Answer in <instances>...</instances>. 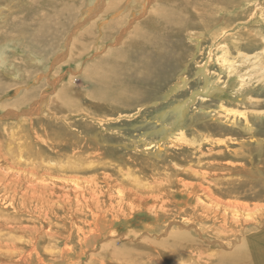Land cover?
I'll list each match as a JSON object with an SVG mask.
<instances>
[{
  "label": "rangeland",
  "instance_id": "374dc122",
  "mask_svg": "<svg viewBox=\"0 0 264 264\" xmlns=\"http://www.w3.org/2000/svg\"><path fill=\"white\" fill-rule=\"evenodd\" d=\"M124 1L123 5H120L122 0H14L11 3V15L22 17L18 22L23 28L15 26L10 38L19 39L26 49L42 54L45 66L38 69L41 72L38 76H42L39 81L32 78L27 84L24 79L12 80V73L16 72V63L10 59L13 53L6 68L2 67L8 83L0 84V105L8 103L9 106L16 97L22 98L25 90L29 94L36 88L35 101L43 95L46 102L42 99L43 108L36 111L39 105L33 110L26 104L30 98L20 104L14 101V107L23 108L19 109V115H9L10 111L0 106V145L11 151L9 155L12 157L20 147L24 150L30 147L31 157L34 159L41 153L46 166L56 162L90 168L93 164L105 163L109 173L116 178L130 179L132 183L141 179L142 182L162 180L163 177L168 180L177 171L194 166L204 176L194 181L202 182L204 187L222 194L226 200L237 198L251 211L250 215L246 214L247 211L241 213V220L222 236L225 245H229L228 249L215 240L218 232L209 223V233L199 238L198 256L205 259L204 255H213L212 250L218 248L226 254H234L233 264H264L263 255L260 256L256 249L254 259L246 244L247 233L251 229H263L264 225V209L256 208L259 204L264 205V24L252 25L256 8L252 6V11L248 8L255 4V0H179L190 9L199 6L197 11L187 10V16L195 23L187 25L186 30L204 33L205 39L196 45L186 31L181 38L175 36L169 41L168 53L162 58L155 56L151 62L155 67L151 78H131L141 90L130 96L115 93L109 102L104 103L99 96L103 85L98 78L93 79L94 72L103 62L114 59L117 50L132 45L139 27L150 22L152 7L164 5L168 0ZM115 7L117 15H113ZM77 15L79 18L74 19ZM118 17H121L119 25L109 27ZM224 24L225 27L229 24L224 31H229L233 25L242 28L235 35L242 36L239 42L223 46L228 47L231 54L240 56L239 65L230 75L220 68L227 50L222 52L211 45L213 37L223 32ZM86 31L90 32V38L85 41L87 50L80 48V39ZM44 35L41 45L29 44V36L36 39ZM17 49L14 57L24 59L23 66L28 62L26 51ZM57 51L59 54L55 55ZM142 53L145 49L136 54ZM245 55L253 56L250 63L242 62ZM29 70L31 75H36V69ZM242 81L245 85L241 87ZM22 85L29 88L24 90ZM212 85L222 89L211 90ZM64 87L68 88L71 105L55 115L52 110L55 104L51 99L59 97ZM66 110L70 112L65 113ZM79 138L83 140L82 144L99 146L76 149L75 141ZM52 145L59 148L52 152ZM90 182L82 178L77 181L78 186H87ZM172 191L175 192L174 200H187L186 193ZM18 195L20 228L41 227L46 219L44 215L38 213L31 217L28 211L35 205L30 198L27 201L23 195ZM17 206L1 193L0 220L17 216ZM180 207L183 208L184 204ZM104 210L98 211L97 216L102 217ZM137 211L128 216L108 212L100 221L89 212L88 217L81 216L78 226L68 221L67 229L57 223L54 231L59 238L34 236L29 242L27 236L22 257L29 255V264H70L66 257L67 248L72 251L71 258L83 254L86 249L84 232L90 231L92 222L93 227L101 225L106 231L102 229L99 239L97 237V251L84 252L81 264H99L101 260L104 264H149L154 253L152 245L167 239L169 232L177 228H172L174 222H182L183 218L173 216L164 222L165 218L161 217L157 222L148 210ZM43 231H50V228L45 225ZM221 232H227V227L222 226ZM260 244H264V238ZM164 254L168 255V252L164 251ZM248 256L255 261H249ZM184 264H190V261Z\"/></svg>",
  "mask_w": 264,
  "mask_h": 264
},
{
  "label": "bare ground",
  "instance_id": "6f19581e",
  "mask_svg": "<svg viewBox=\"0 0 264 264\" xmlns=\"http://www.w3.org/2000/svg\"><path fill=\"white\" fill-rule=\"evenodd\" d=\"M13 1L14 0H10L9 2L8 0L0 1V84L3 85L8 83V80L4 77L6 75L3 74V69L6 68L9 57H11L13 53L15 56L17 48L22 49L24 52L26 51L25 55L28 57V62L21 66L24 59L20 58L18 55L19 59L14 56L13 58H10L11 62L16 63V70H14L16 72L14 74L12 73V80L13 78L15 80L24 79L27 84L31 83L30 79L32 78L39 81L42 76H38V73L39 75L41 73L38 72V69L45 66L42 63V54L40 55L39 52L29 48L26 49L25 44L19 39L10 38V34H13L11 32L15 29V26L21 27L18 21L22 19V17H18V15L12 17L11 13L13 12V8L11 6L13 5L11 3ZM138 1L140 2V0ZM246 1L249 2L251 0ZM124 2L125 1L122 0V4L120 5H123ZM254 2L255 4L251 5L248 10L252 11L256 8L254 15L255 19L253 20L252 25L258 27L259 25L264 24V3H262L263 1L261 0H255ZM252 6L254 8H252ZM198 7L199 6L194 5L192 10L189 5L184 6V3L179 0H168L164 5L157 4L152 7L150 22L146 26L139 27L140 30L137 31V35L133 38L132 45L124 48V50H117L118 52L114 59L103 62L99 65V69L94 72L93 79L96 80L98 78V82L103 85V92L99 95L100 101L104 103L109 102L115 93H118L119 96H130L134 91L141 90L131 82V78L135 77L140 80L151 78V75L155 72V67L151 62L154 60L155 56L162 58L165 53H168L169 41L174 39L175 36L181 38V35L187 32L191 34V39L196 45L205 39V36L203 35L204 33L190 29L186 30L187 25L191 22L195 23L192 17L187 16V10L197 11V9H199ZM63 9H66V7H63ZM116 9L117 7L114 9L115 13L113 15H117ZM118 12H120V10ZM76 18H79L78 15L74 17V19ZM120 18L118 17L109 27L119 25ZM226 19L228 20V18ZM28 24L29 23H27L26 26H28ZM228 25L229 24L225 27L224 24L222 29L223 32L213 37V43L211 45L215 48H219L222 52L225 49L227 50L224 51L222 62H220V68L223 71L227 70L230 75L235 72V67L239 65L240 56L231 54L229 48H223V46H226L227 44L235 45L239 42L242 36L235 35L238 31H241L242 28L233 25L229 31H224L225 28L227 29ZM122 26L123 25H121V27ZM44 37L45 35L34 39L35 37L31 38L29 36L31 41L29 40L28 42L30 45H41V38ZM23 38H25V36H23ZM89 38L90 32L86 31L80 39L81 49L82 47H86L85 41H88ZM122 41H124V39ZM26 44L29 45L27 42ZM134 49H136V51H134ZM143 49H145V53H142L141 55L136 54ZM56 54H59V52L57 51L55 55ZM252 57L253 56L251 55H245L242 62H244V64L250 63ZM2 67L4 68L2 69ZM29 68L33 70L36 69V75H31V70H29ZM9 74L11 73L9 72ZM11 82L9 84H11ZM244 85L245 82L242 81L240 86L242 87ZM212 86L211 90L222 89L215 85ZM22 87L24 88L25 86L22 85L21 88ZM18 88L19 92L21 89L20 87ZM28 88H24V90ZM33 89H35V87ZM36 89L29 94H27L25 90L22 98L20 97L19 99H16V97V100L14 99L12 102L14 103L15 101L20 104L30 98L31 100H27L26 104L31 108L35 105H39L36 111H41L43 108L42 99L45 98H43L42 95L39 97L41 98L40 100L35 101L34 97L38 95ZM207 91L209 92L210 90ZM33 99L35 102L31 104ZM48 100L49 98L47 101ZM51 100L50 101L55 104V106H53L54 109L52 110H54V114L57 115L62 109H66L71 105L68 99V88L64 87L60 96ZM50 101H48V103ZM13 103L9 104L10 107L7 106L8 103L1 104L0 106H2L3 109H8V111H10L8 113L9 115H19V109L22 110L23 108L22 106L20 108L14 107ZM33 110L35 109L33 108ZM27 112H29V110ZM69 112V110H66L65 113ZM17 118L19 119V117ZM82 141L83 140L80 138L75 141L76 149L80 147L82 148L83 146L93 149L94 147L99 146V144H82ZM56 148H59V146L52 145V152H54ZM65 148L73 149L72 146H65ZM16 152L18 153L12 157L9 155L11 151H8L3 145H0V194L5 193L7 198H11L18 204L17 216L11 218L6 217L4 218H8L6 221H4V219L0 220V264H29V255L22 257V253L25 251L24 249L27 245L25 243L27 236L30 237L29 242L34 236L44 238L49 235L50 237L59 238L58 233L54 231L57 223L60 227L67 229L68 221L71 222V225L78 226L80 224L81 216L87 215L88 217L89 212L95 214L94 216L100 221L102 217H107L108 212H111L116 216H128V214L132 212L136 214L138 212L137 210H148L156 217L155 220L157 222L161 217L165 218L164 222L167 221L166 219L169 220L170 217L173 218V216L183 218V221L181 220L182 222H174L172 228H177L169 232L167 239L159 241L160 243L158 245L156 243L152 245V247H154V253L149 264H184V262L189 261L190 264H233L232 261L234 259V254H226L222 250L215 248L212 250L213 255H204L205 259H203V257L198 256V250L196 248L199 247L198 245L200 244L203 235L209 233V228L212 227L213 229L215 227L218 232L215 233V240L218 243H221V245L224 246V249H228L229 245H225L222 236L224 234L227 235L228 230L231 229L232 225L241 220V213L243 214L247 211L246 214L250 215L251 211L247 208L246 203L244 204L238 201L237 198H235V200H226L222 197V194L214 192L210 187H204L202 182L194 181L195 179L200 180L204 178L202 173L199 172V170H196L194 166L177 171L178 173L170 176L168 180L163 177L162 180L157 179L151 182L150 180H145L142 182L141 179V181L132 183L129 181L130 179L127 180L121 176L116 178L111 172L109 173L105 163L93 164L90 168H76L71 167L69 163L58 164L56 162H52L53 165L48 164V166H46L43 164L45 158L41 153L38 152L39 154L34 159L31 157L32 149L30 147H26L25 150L23 147H20ZM18 157L23 158L24 161ZM111 171L114 172L113 169ZM81 178L91 181L90 184L87 186L84 184L78 186L77 181ZM122 178L124 182L121 180ZM174 186H177L178 188L171 189ZM172 190L186 193L188 195L187 200L184 202L174 200L175 192ZM18 194L23 195L24 200L28 201L30 198V202L35 205L28 211L31 217H35L38 213L44 215L46 219L42 222L41 227L20 228ZM49 196L51 198H49ZM182 204H184L183 208L180 207ZM103 208L105 209L103 216H97ZM256 208H261L263 210L264 205L259 204ZM218 221L220 222L218 223ZM126 222L128 223L129 220H126ZM209 223L211 224V227H208ZM262 223L264 224V221ZM45 225L50 228V231H43ZM92 225L91 222V229L88 233L84 232L83 239L86 247L84 252L97 251L98 248L95 242L99 239L102 229L105 230L101 225H94V227ZM222 226L227 227V232H221ZM35 232H37L36 235ZM34 246L36 247L37 243H35ZM156 250L158 251V254L156 253ZM164 251H167L168 255H165ZM67 252L68 254L66 257L68 263L81 264L84 252H82L83 254H78L76 259L73 257L71 258V249L67 248ZM63 253L65 254V251ZM216 259L218 261H215ZM237 260L238 259H236V261ZM99 264H104V262L101 260Z\"/></svg>",
  "mask_w": 264,
  "mask_h": 264
},
{
  "label": "crops",
  "instance_id": "0c3cea01",
  "mask_svg": "<svg viewBox=\"0 0 264 264\" xmlns=\"http://www.w3.org/2000/svg\"><path fill=\"white\" fill-rule=\"evenodd\" d=\"M256 229H257L256 231H252L253 229H251L247 233L246 244H248V246L250 247L249 254H251L254 259H255V250L256 249L259 252L260 256L263 255V257H261V258L264 259V244H260L262 239L264 238V225H263V229H261L260 227L256 228ZM253 232H256V233H253ZM253 258H250V256H249L250 261H255V260H253ZM259 258H257V259H259Z\"/></svg>",
  "mask_w": 264,
  "mask_h": 264
}]
</instances>
